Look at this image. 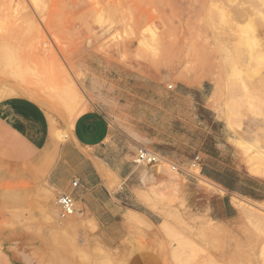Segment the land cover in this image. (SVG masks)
I'll return each instance as SVG.
<instances>
[{
	"label": "rangeland",
	"instance_id": "obj_1",
	"mask_svg": "<svg viewBox=\"0 0 264 264\" xmlns=\"http://www.w3.org/2000/svg\"><path fill=\"white\" fill-rule=\"evenodd\" d=\"M0 23L8 32L0 45V103L39 105L57 144L80 114L98 110L132 141L131 161L140 148L165 160L134 165L140 177L130 190L123 186L133 198L124 202L157 218L155 225L130 220L121 241L78 204L53 224L59 192L49 201L54 191L43 174L32 178L29 164L13 168L10 174L21 169L28 177H0V257L130 264L129 248L155 252L163 264H264V186L238 178L247 168L264 180V161L252 158L264 154V0H0ZM196 157L199 165L188 169ZM8 169L0 162V176ZM208 178L257 189L262 201Z\"/></svg>",
	"mask_w": 264,
	"mask_h": 264
},
{
	"label": "crops",
	"instance_id": "obj_2",
	"mask_svg": "<svg viewBox=\"0 0 264 264\" xmlns=\"http://www.w3.org/2000/svg\"><path fill=\"white\" fill-rule=\"evenodd\" d=\"M133 154L132 141L121 133L113 132L107 119L98 110H87L80 114L73 122L68 140L57 144L50 137L46 114L39 105L21 98L0 103V162L9 168L1 174V179L7 181L12 177L17 180L27 178L28 174L20 171L21 169L15 171L14 175L10 171L29 164L34 168L29 173L32 178L43 174L44 182L52 190L58 191V195L71 194L76 204L79 202L81 206V215L92 220L101 229L112 226L117 241L126 236L125 228L130 225L127 216H141L148 225H155L157 218L150 211L146 212L124 202L127 198L133 200L131 191L125 190H130L134 186L132 181H137L140 177L136 166H144H134L130 160ZM157 155L160 161L165 162L162 156ZM166 163L185 168L179 163ZM102 169L110 175L106 177ZM238 178L240 182L249 181L260 188L264 186V180L247 168L240 169ZM73 180L78 181L76 188L71 187ZM116 181H120L122 186L112 187V183ZM124 185L127 189L123 188ZM217 185L227 193L252 201H262V194H257V189L253 193L241 192L234 187ZM215 199L219 197L212 195L209 198ZM127 251L130 264H163L160 255L150 250L130 252L127 248ZM0 261L5 264L17 263L4 259L3 256Z\"/></svg>",
	"mask_w": 264,
	"mask_h": 264
},
{
	"label": "built area",
	"instance_id": "obj_3",
	"mask_svg": "<svg viewBox=\"0 0 264 264\" xmlns=\"http://www.w3.org/2000/svg\"><path fill=\"white\" fill-rule=\"evenodd\" d=\"M160 162V158L157 154L145 149L140 148L138 149L135 159L133 160V163L135 165H156ZM199 157H196L188 166V169H194L196 166L199 165ZM172 171H176L177 173H182L186 176H192L191 173H189V170H185L184 168H181L178 165H171L170 166ZM78 185L77 180H73L71 182V187L76 188ZM55 206L57 208V214L60 220L64 221L71 216H73L76 212L77 204L76 200L73 198L71 194L68 193H62L56 197L55 200Z\"/></svg>",
	"mask_w": 264,
	"mask_h": 264
},
{
	"label": "bare ground",
	"instance_id": "obj_4",
	"mask_svg": "<svg viewBox=\"0 0 264 264\" xmlns=\"http://www.w3.org/2000/svg\"><path fill=\"white\" fill-rule=\"evenodd\" d=\"M0 28H1V35H0V45H3V44H5L6 42V38H7V34H8V32H7V30H6V28H5V26L3 25V23H0ZM8 40V39H7ZM228 111L229 112H232L231 111V108H228ZM230 114V113H229ZM229 116V115H228ZM56 135V137L60 140V141H63V139L65 138V136L66 135H64V133H60L59 131L55 134ZM57 141V140H56ZM249 149V148H248ZM254 152V151H253ZM252 158H256V159H254V160H257V159H259V160H261L262 162L264 161V154L262 153V152H260V151H256V152H254V156H252ZM262 162H261V164H262ZM256 163V162H255ZM254 163V164H255ZM260 164V165H261ZM163 165V164H162ZM252 165V164H251ZM259 165V166H260ZM263 167V166H262ZM159 168H160V166H159ZM252 168H253V170H254V172L256 171H258V168L259 167H256V166H252ZM104 174H105V176L107 177V175L109 176L110 174H109V172H105V171H103V169L101 170ZM145 172V176L147 177V178H154L155 177V175H154V173H153V171H149V170H145L144 171ZM144 174V173H143ZM168 175L169 176H171V177H173L174 175H173V173H171V172H168ZM103 177V176H102ZM54 192H53V194H51L50 196H49V201H52L54 198H55V195H56V190H53ZM48 194V193H47ZM56 200V199H55ZM80 201V200H79ZM54 207H55V209H57L56 208V206H55V203H54V205H53ZM243 206V205H242ZM50 207V206H49ZM52 207V206H51ZM81 206H80V204H79V202H78V209L80 208ZM240 207V206H239ZM245 207V206H244ZM249 207V206H248ZM246 208H247V206H246ZM251 208V207H250ZM52 209V208H51ZM53 210V209H52ZM51 211V210H50ZM259 212V211H258ZM76 213V212H75ZM260 216V215H259ZM263 216V215H262ZM128 218H127V220L129 219V220H131L132 221V219L133 220H135L136 222H144V220L141 218V216H135V215H131V216H127ZM264 217V216H263ZM49 218H50V220L52 221V223L53 224H58V225H60V223H59V221H57V219L56 218H58L59 219V217H58V214H57V212H56V210H55V212H54V210L52 211V212H49ZM262 219V218H261ZM60 220V219H59ZM248 220V219H247ZM264 220V219H263ZM131 221H130V223H131ZM254 221V220H253ZM139 224V223H138ZM251 225V224H250ZM262 225V224H261ZM161 228L163 229V230H165L166 229V224L165 223H162L161 225ZM261 227V226H260ZM255 228V227H254ZM258 230V229H257ZM263 230V229H262Z\"/></svg>",
	"mask_w": 264,
	"mask_h": 264
}]
</instances>
